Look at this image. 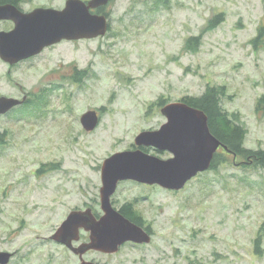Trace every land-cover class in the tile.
<instances>
[{
	"label": "rangeland",
	"instance_id": "rangeland-1",
	"mask_svg": "<svg viewBox=\"0 0 264 264\" xmlns=\"http://www.w3.org/2000/svg\"><path fill=\"white\" fill-rule=\"evenodd\" d=\"M64 3L29 0L25 8ZM103 11L104 35L62 40L15 66L0 59V95L29 97L0 116V251L11 253L7 264L73 263L51 235L70 210H99L103 159L165 122L159 97L178 101L207 84L225 85L232 98L222 106L241 115L244 146L264 149V116L254 111L264 92V37L252 41L264 23V0H109ZM218 13L222 19L206 28ZM90 109L99 122L87 131L80 116ZM243 161L230 157L180 190L118 185L116 204L132 202L154 236L146 247L122 248L108 264H264V167Z\"/></svg>",
	"mask_w": 264,
	"mask_h": 264
},
{
	"label": "water",
	"instance_id": "water-1",
	"mask_svg": "<svg viewBox=\"0 0 264 264\" xmlns=\"http://www.w3.org/2000/svg\"><path fill=\"white\" fill-rule=\"evenodd\" d=\"M108 3L109 0H66L61 9L36 7L29 12H22L11 4H0V19L14 22L12 29L0 30V58L14 64L63 39L104 35L109 26L108 18L104 13L93 10ZM25 98L1 95L0 115L22 104ZM160 112L165 116V122L156 129L142 130L135 135L133 144L136 148L116 151L102 161L101 205L105 218L115 219H103L98 226H94L91 219L78 220V216L90 215L89 211L73 210L60 223L51 239L66 243L67 233H71L70 226L81 224L91 230L93 243L89 247L105 252L116 251L127 240L148 241V236L140 227L112 207L110 196L118 181L132 179L179 190L192 177L210 168L218 148L228 151L210 131L207 116L201 109L178 100L165 103ZM98 122V114L93 109L80 116V123L87 131L93 130ZM141 147H152L171 155L161 158L145 152ZM10 256V252L0 251V264H7Z\"/></svg>",
	"mask_w": 264,
	"mask_h": 264
},
{
	"label": "trees",
	"instance_id": "trees-1",
	"mask_svg": "<svg viewBox=\"0 0 264 264\" xmlns=\"http://www.w3.org/2000/svg\"><path fill=\"white\" fill-rule=\"evenodd\" d=\"M11 0H0V3ZM167 1V0H160ZM107 16L108 13L100 8ZM223 15L221 13L215 14L210 18L206 24V28L213 27ZM264 37V23L258 26L257 34L252 39L253 42L262 40ZM199 36L189 37L186 41V47H193L196 41H199ZM224 98L231 99L232 95L227 93L225 85L207 84L204 90L198 95L185 94L180 100L187 104L201 109L207 116V123L212 134L226 146L227 150L219 148L214 154L210 168H215L221 162H226L228 158L241 157L249 162L243 161L242 166L248 167L250 163L253 167H264V149H252L244 146V139L248 132L245 123L241 120V115L237 111L230 112L222 106ZM157 105H163L164 98L159 97L155 100ZM254 111L258 116H264V92L256 99ZM145 150V148H144ZM124 212L132 215L130 205H128ZM260 233L254 238L253 244L256 252H260Z\"/></svg>",
	"mask_w": 264,
	"mask_h": 264
},
{
	"label": "flooded vegetation",
	"instance_id": "flooded-vegetation-1",
	"mask_svg": "<svg viewBox=\"0 0 264 264\" xmlns=\"http://www.w3.org/2000/svg\"><path fill=\"white\" fill-rule=\"evenodd\" d=\"M28 2H29V0H11V1L2 2L0 4H11L14 7H16L18 10H20L22 12H25V11H30V10H26V8H25V5ZM1 22H6V23H9L11 25V27H9V28H0V30H4V31L10 30L13 27V25H14V22L11 19H0V23ZM51 46H49V47H51ZM49 47H46V48H49ZM46 48H44L43 50H45ZM37 55H39V54H37ZM37 55L28 57V58H26L24 60H21V61L15 63V64H11V65L9 64V65L10 66H15L16 64H18L20 62L29 61L32 58L36 57ZM24 96L26 97L25 98V102L28 101L29 97L27 96V94H23L22 95V97H24ZM12 97H14V96H12ZM15 107H17V106H15ZM15 107H13V108H15ZM12 109H10L4 115L8 114ZM134 148H136V147L134 146L131 149H134ZM141 148L144 149L145 147H141ZM127 180L133 181V182L138 183V184H144V185H147V186H150V187L151 186H155V187L163 188L159 184H147V183H142V182H139V181H136V180H132V179H127ZM127 180L118 181L114 193L110 196V203H111V205H112V207L114 209H116L118 212H120L122 215H124L132 223H134L135 225L140 227L144 231V233H146V235L148 236L149 240L148 241H144V242H136V241L127 240V241L123 242L121 245H119L118 249L116 251H112V252L107 251V252H105V251L96 249L95 247H89L93 243L92 240H91V230L90 229H87L86 226L81 225V224H78V225L77 224H72L70 226L71 233H69V232L67 233V241H66V243H61V242H58V241H55V240L52 239L54 242L59 243L60 245L65 247L70 252L71 258L74 260L72 264H108L109 260H111L110 259L111 256L120 254L121 249L124 248V247H128V246L133 247V246H135V247H138V248H143V247H146L147 245L153 243L152 242L153 236H154L153 227H152V225L149 222L145 221V218L142 217V215H140V214H138L136 212L133 203L126 201V202H124V203H122L120 205L116 204L115 192L117 191V186L120 185L121 183L127 181ZM100 182H101V177H100ZM100 186H101V184H100ZM100 186H99V189H100ZM99 189H98V191H99ZM163 189H166V188H163ZM166 190H169V189H166ZM98 204H99V210H97V211L93 210L91 208V206H86L83 209L79 208V209H73V210L89 211L90 215L89 214H85V215L78 216V220L79 221H83L84 218L91 219L95 223L94 226H98L97 225L98 222L102 221L103 219H115V218H105L106 215H105L104 210L102 209L101 200H100V192H99ZM128 205H130L131 211L133 212L132 215L126 214L124 212V209ZM73 210H70L68 212V214L71 211H73ZM67 215H66V217H67ZM74 228H75V232H72L74 230ZM102 256H106L107 258H103ZM162 259H163V257L161 255H159L158 258H156L155 261L159 262Z\"/></svg>",
	"mask_w": 264,
	"mask_h": 264
}]
</instances>
